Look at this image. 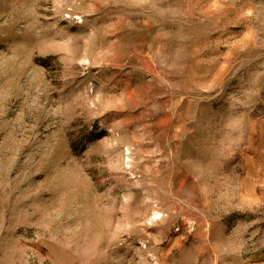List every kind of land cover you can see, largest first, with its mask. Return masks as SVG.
I'll use <instances>...</instances> for the list:
<instances>
[{"label": "rangeland", "instance_id": "rangeland-1", "mask_svg": "<svg viewBox=\"0 0 264 264\" xmlns=\"http://www.w3.org/2000/svg\"><path fill=\"white\" fill-rule=\"evenodd\" d=\"M0 264H264V0H0Z\"/></svg>", "mask_w": 264, "mask_h": 264}]
</instances>
